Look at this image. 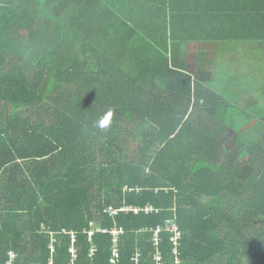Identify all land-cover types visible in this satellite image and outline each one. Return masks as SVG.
<instances>
[{
  "label": "trees",
  "instance_id": "trees-1",
  "mask_svg": "<svg viewBox=\"0 0 264 264\" xmlns=\"http://www.w3.org/2000/svg\"><path fill=\"white\" fill-rule=\"evenodd\" d=\"M258 48L264 0H0V264H49L52 234L54 264L71 234L76 264H109L114 228L118 264H264V105L242 110L238 59ZM168 220L177 255L152 242Z\"/></svg>",
  "mask_w": 264,
  "mask_h": 264
},
{
  "label": "built area",
  "instance_id": "built-area-1",
  "mask_svg": "<svg viewBox=\"0 0 264 264\" xmlns=\"http://www.w3.org/2000/svg\"><path fill=\"white\" fill-rule=\"evenodd\" d=\"M106 213L109 217L113 218L114 216H117L119 213H133L134 215H151L153 213H159L157 209H155L153 206L148 205L145 207H128V208H121L120 210H114V209H107ZM102 231V230H101ZM169 232L171 234L170 241L172 245L174 246V255L178 254V247L180 240L182 239V232L180 231V228L178 224L174 220H168L166 221L165 226H159L156 229H152L151 232L153 233L152 236V242L157 246L160 243V234L163 232ZM105 233V230L102 231ZM66 233V232H65ZM92 233V232H91ZM90 233V234H91ZM123 229H117L114 228L110 231V235L112 236V252L111 257L109 259V264H118V261L120 259V251H119V236L122 235ZM72 238V247H71V256L72 259L70 261V264H76L77 254L76 249L74 247V243L76 241V235L71 234ZM52 243L49 246V250L51 252V258L49 260V264H54L53 261V254L55 252V239L53 234L51 235ZM90 240V239H89ZM95 249L92 247V249L89 252V256L94 253ZM155 260L157 264L161 262V255L160 253H157ZM6 264H17V255L14 252H9L8 254V262ZM176 264H180L179 261H176Z\"/></svg>",
  "mask_w": 264,
  "mask_h": 264
},
{
  "label": "rangeland",
  "instance_id": "rangeland-1",
  "mask_svg": "<svg viewBox=\"0 0 264 264\" xmlns=\"http://www.w3.org/2000/svg\"><path fill=\"white\" fill-rule=\"evenodd\" d=\"M233 47V46H232ZM237 52L236 51H232L229 54H225L224 55V59L225 60H229V61H236L237 59ZM238 59L241 61L240 65L244 68H246L247 66H250V68H252L253 70L256 69V73L252 72L253 70H246L249 73V83L253 82L259 83V86L255 89V86L253 88H251L250 90V95L247 96V98L244 100L243 106H242V110H244L245 114H250L249 112V108L250 109H255L256 107L263 106L264 105V50H262L261 48H258L257 50H252V51H245L242 52L241 57ZM188 63L190 65V67L192 68L194 65V59L190 58L188 60ZM218 80H222L223 77L218 76L217 77ZM252 87V85L250 86ZM255 90H258V92H254ZM261 94V95H260ZM256 102H259L258 105ZM254 103H256V105H254ZM253 105V106H252ZM241 107V106H240ZM227 149L229 147H232V145H226Z\"/></svg>",
  "mask_w": 264,
  "mask_h": 264
},
{
  "label": "clouds",
  "instance_id": "clouds-1",
  "mask_svg": "<svg viewBox=\"0 0 264 264\" xmlns=\"http://www.w3.org/2000/svg\"><path fill=\"white\" fill-rule=\"evenodd\" d=\"M113 116V111L111 109L107 110L97 121H96V126L100 128L106 127L111 118Z\"/></svg>",
  "mask_w": 264,
  "mask_h": 264
}]
</instances>
